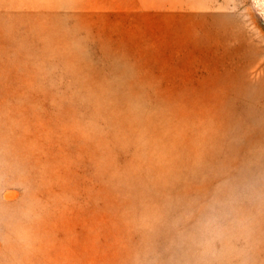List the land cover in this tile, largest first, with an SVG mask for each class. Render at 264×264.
Returning a JSON list of instances; mask_svg holds the SVG:
<instances>
[{
  "label": "rangeland",
  "instance_id": "rangeland-1",
  "mask_svg": "<svg viewBox=\"0 0 264 264\" xmlns=\"http://www.w3.org/2000/svg\"><path fill=\"white\" fill-rule=\"evenodd\" d=\"M0 264H264V0H0Z\"/></svg>",
  "mask_w": 264,
  "mask_h": 264
}]
</instances>
